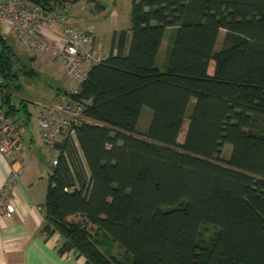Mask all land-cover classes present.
I'll list each match as a JSON object with an SVG mask.
<instances>
[{
    "label": "trees",
    "instance_id": "1",
    "mask_svg": "<svg viewBox=\"0 0 264 264\" xmlns=\"http://www.w3.org/2000/svg\"><path fill=\"white\" fill-rule=\"evenodd\" d=\"M130 22L64 93L85 105V122L78 148L57 145L68 161L49 172L43 232L85 264H264V0H132ZM4 50L9 92L18 60ZM0 104L13 120L12 96Z\"/></svg>",
    "mask_w": 264,
    "mask_h": 264
},
{
    "label": "built area",
    "instance_id": "2",
    "mask_svg": "<svg viewBox=\"0 0 264 264\" xmlns=\"http://www.w3.org/2000/svg\"><path fill=\"white\" fill-rule=\"evenodd\" d=\"M36 1L5 0L0 3V28L5 34L12 33L21 46L33 49L44 62L60 60L68 77L79 84L85 82L91 69L106 58L94 49L92 29H76L70 25L68 17L56 11L48 12ZM45 26L58 29L61 39L50 41L44 34ZM37 105L41 107L37 116L39 139L47 149V167L53 171L59 167L61 158L68 161L66 153L57 145L67 140L78 148L76 129L85 122L86 108L71 96L58 98L50 105ZM22 149L19 124L9 121L0 109V155L14 158ZM22 170L23 167L12 174L6 190L14 188ZM13 212L11 204L0 205V218L7 219Z\"/></svg>",
    "mask_w": 264,
    "mask_h": 264
},
{
    "label": "crops",
    "instance_id": "3",
    "mask_svg": "<svg viewBox=\"0 0 264 264\" xmlns=\"http://www.w3.org/2000/svg\"><path fill=\"white\" fill-rule=\"evenodd\" d=\"M77 2L78 0H75V6L80 3ZM64 7L65 4L60 9H57L56 12L60 10L59 13L64 14L62 12ZM100 9L104 11L103 6H100ZM68 18L74 28H84L86 25L92 26L94 30V49L96 51L100 50L98 52L105 54L106 57L111 50L113 34L130 29V26H120L121 16L115 12L110 50L107 52L106 50L108 48L104 46L105 40L101 38L102 31L100 27L96 28L97 25L89 23V20L86 22L82 14L77 16L76 13H72ZM44 29V34L50 41H58L61 39V34L55 27L45 26ZM98 34L99 36H97ZM100 39H102L103 43ZM98 43L101 47L100 49ZM103 49L104 51L102 52ZM29 50L31 51L29 55L25 50H21L22 54L30 56L28 57L29 61H37L42 64L50 62H44L43 57L38 56L33 49ZM1 85L0 98L1 94L12 96L10 91L7 92L1 89ZM13 86L16 87L15 84L11 83L12 88ZM17 96L21 98L20 95ZM64 96L59 91L53 100L48 102L36 101V105L37 103L50 105L58 98H63ZM21 99L23 101L25 100L23 97ZM21 106L27 110L28 105L20 102L19 106L14 105L17 112L21 110ZM0 109L4 111L1 108V104ZM40 111L41 107L38 106L35 118L36 128L32 131L27 130L29 119H31L30 114L20 120L15 117L20 123V137L23 144L22 152L14 158L0 155V205L9 203L14 207V212L9 218H0V264H85V259L82 257L79 258L76 253L61 255L59 250L64 243L63 239L57 234L48 236L43 232L45 225L43 206L46 202L50 171L47 167V149L39 139L38 134L37 116ZM8 120L14 122V120ZM21 167H23V170L14 188L12 190H6V185L12 177V174L20 171Z\"/></svg>",
    "mask_w": 264,
    "mask_h": 264
},
{
    "label": "rangeland",
    "instance_id": "4",
    "mask_svg": "<svg viewBox=\"0 0 264 264\" xmlns=\"http://www.w3.org/2000/svg\"><path fill=\"white\" fill-rule=\"evenodd\" d=\"M5 0H0V3H3ZM74 1V2H73ZM80 2L78 5H74L75 0H68V1H60L58 9L61 8L62 5L65 4V7L62 9L66 17H70L72 13H76V15H81L85 18L86 22L88 21L91 24L97 25L100 27L102 34L101 38L105 40L104 46L108 48L106 51L109 52L110 50V40H111V32L113 28V17L114 13L117 12L121 16L120 26H131L130 17H131V9H132V0H78ZM77 2V3H78ZM100 6H103L104 11L100 9ZM64 10V11H63ZM60 12V10H59ZM63 14V15H64ZM113 14V16H112ZM69 19V18H68ZM70 21V20H69ZM80 21V20H79ZM83 22V21H82ZM84 23V22H83ZM71 25V24H70ZM91 28L93 31L92 37L94 38V30L92 26L86 25L84 28H76V29H87ZM171 31L167 34L163 46L161 48L160 56H159V63L164 62V56L167 51V47L169 45V35ZM99 36V34L97 35ZM225 36V32H221L219 36V41L216 46V50H220L222 48L223 39ZM0 37L4 40L5 43L1 42L0 39V56L5 54L8 55V51L4 50V47H7L15 56V63L9 68V71L6 70L8 73L12 72L16 74V82L13 84V88H10L9 91L12 94V104L18 105L20 102L25 103L28 105L27 110L21 106V110L17 112L16 118L22 119L24 116L30 114L31 119H29V123L27 125V130L32 131L36 128V111L38 106L36 105V101L40 102H48L53 100V98L58 94V92H65L71 93L75 91H79L80 85L74 79L68 77L66 74L63 63L61 61H50L46 64L39 63L37 61L31 62L28 60L27 54L29 55L31 52L29 48L21 46L15 36L10 34H5L3 28H0ZM101 42L103 43V41ZM94 41V40H93ZM99 46V43H98ZM101 47L99 46V49ZM25 50L27 54H22L21 50ZM100 51V50H98ZM97 51V52H98ZM104 49L102 50V52ZM100 53V52H98ZM99 55L105 56V54L100 53ZM10 56V55H9ZM8 56V57H9ZM33 60V59H32ZM14 61V59H13ZM214 64L211 62L209 68V74L213 73ZM5 79L0 74V84L3 86L5 84ZM16 88V89H15ZM21 98H25L23 101ZM22 94V95H21ZM193 112V102L188 107L187 117L189 118ZM16 118L13 120L19 123ZM152 118V112L144 108L141 113V117L138 123V131L141 133H145L148 131L150 120ZM12 120V119H10ZM20 125V123H19ZM188 128V119L185 121L182 132L178 137V141L182 143L184 141L186 132ZM232 146L227 144L223 149V157L224 159H229L231 154ZM75 220V219H70ZM79 220V218H78ZM75 220V221H78ZM215 232V231H214ZM213 231L208 229V231L204 232V238H208L212 236ZM120 250L115 247L113 253H119Z\"/></svg>",
    "mask_w": 264,
    "mask_h": 264
}]
</instances>
